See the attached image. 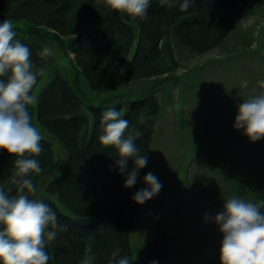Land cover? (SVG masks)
<instances>
[{
    "label": "trees",
    "instance_id": "trees-1",
    "mask_svg": "<svg viewBox=\"0 0 264 264\" xmlns=\"http://www.w3.org/2000/svg\"><path fill=\"white\" fill-rule=\"evenodd\" d=\"M255 4L256 0H195L183 12L178 4L168 8L160 0H150L149 18L141 20L109 9L102 0H0V20L23 26L16 39L30 48L37 67L45 69L30 94L52 73L35 107L28 106L43 146L35 157L43 171L31 175L37 192L30 198L47 203L66 228L48 242V264H79L87 244L95 264H109L116 249L132 259L129 235L142 206L132 196L147 187L146 167L139 170L133 187H123L117 150L99 140L102 112L120 110L129 127L142 133L136 144L148 157L161 115L157 89H147L139 97L118 89L170 80L180 67L187 72L185 60L218 48L240 13ZM42 41L59 48L73 70L71 80L61 75L53 56L38 55ZM15 159L0 150V184L12 188L11 196L18 195L11 183ZM133 166L129 158L127 170ZM169 251V240L162 234L138 247L135 264H165Z\"/></svg>",
    "mask_w": 264,
    "mask_h": 264
},
{
    "label": "rangeland",
    "instance_id": "rangeland-1",
    "mask_svg": "<svg viewBox=\"0 0 264 264\" xmlns=\"http://www.w3.org/2000/svg\"><path fill=\"white\" fill-rule=\"evenodd\" d=\"M13 25L18 36L23 26ZM42 43L52 49L61 75L71 80L73 70L59 48L51 41ZM185 63L187 72L180 67L170 80L118 89L139 97L156 88L161 107L146 173L151 171L163 187L142 204L131 229L133 264L138 247L162 234L170 246L165 264H221L223 235L212 218L232 196L264 200V138L251 142L243 129H234L238 106L251 93L264 91V0L240 13L218 48L202 57L190 56ZM51 75L32 95L37 97Z\"/></svg>",
    "mask_w": 264,
    "mask_h": 264
},
{
    "label": "clouds",
    "instance_id": "clouds-1",
    "mask_svg": "<svg viewBox=\"0 0 264 264\" xmlns=\"http://www.w3.org/2000/svg\"><path fill=\"white\" fill-rule=\"evenodd\" d=\"M99 2V0H98ZM115 12L131 17L148 19L150 0H102ZM195 0H160L161 5L173 8L177 4L187 12ZM11 20L0 23V150L15 157L11 183L17 186L18 195L11 196V187L0 184V264H48V242L55 241L58 234L66 231L61 226L56 212L36 196L32 174L43 169L38 157L43 152L41 133L32 123L29 107L36 101L30 94L38 77L44 75V67L30 59V48L16 39ZM42 59L53 55L52 49L44 47L38 52ZM243 87L248 86L244 81ZM264 88V82H261ZM234 129L244 130L251 142L264 138V91L253 92L238 106ZM100 142L113 146L119 159L116 166L125 176L124 188L133 187L139 170L146 167L148 157L136 144L142 133L129 127L122 112L109 108L102 112ZM27 154V155H26ZM132 158L133 167L127 170V160ZM147 187L136 191L132 200L144 204L161 190L162 183L151 172L143 178ZM264 200L256 202L232 196L224 201L223 210L212 219L223 235L220 248L221 264H264ZM209 219L205 214V221ZM116 249L109 264H133L128 255H120ZM96 256L91 244L85 245L79 264H95ZM151 264H157L152 261Z\"/></svg>",
    "mask_w": 264,
    "mask_h": 264
}]
</instances>
